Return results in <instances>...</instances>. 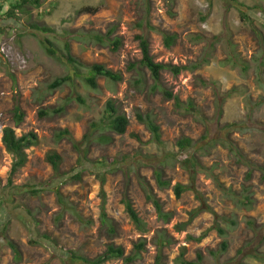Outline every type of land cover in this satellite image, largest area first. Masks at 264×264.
<instances>
[{"label":"rangeland","instance_id":"374dc122","mask_svg":"<svg viewBox=\"0 0 264 264\" xmlns=\"http://www.w3.org/2000/svg\"><path fill=\"white\" fill-rule=\"evenodd\" d=\"M238 1L252 8L257 4L264 7V0ZM15 3L16 0H0V264H69L70 251L94 259L110 243L123 247L125 255L130 256L140 241H145V249L132 264H156L157 240L162 230L167 231L173 242L163 249L161 264H180L178 258L182 252L187 261H196L201 254L202 264H264L262 172L253 169L252 179L247 182L250 167L239 164L226 145L230 139L248 160L264 166V82L259 83L256 64L263 46L250 24L242 21L234 3L230 0H42L40 7L27 5L22 12L16 11L17 18L8 19L7 14ZM86 7L99 11L80 13ZM251 14L264 36V12L255 10ZM147 23L158 31L149 30ZM36 24L55 32L32 29ZM112 26L117 29L111 38L121 37L123 41L119 51L113 52L109 43L102 45L86 39L89 32L105 35ZM67 31L74 33L67 36ZM162 33L176 37L172 47L165 46ZM142 34L149 38L156 62L192 66V69L177 76L170 71L162 72L161 83L155 88L150 72L138 64L142 52L136 36ZM45 38L60 51L69 40L79 61L86 66L105 65L120 73L123 80L112 83L100 78L98 89H92L74 77L51 90L53 82L73 72L70 66L45 52L41 44ZM234 57L239 59L238 65ZM134 63L136 69L131 70ZM194 65L198 67L195 69ZM242 65L248 69L244 71ZM261 78L264 80V73ZM165 92L173 97L167 98ZM78 96L84 104L77 100ZM111 100L129 118L127 132L103 133L112 138L111 142L99 140L101 131L94 133L95 141L90 145L87 160L80 164L81 153L68 137L58 139L57 135L68 130L72 138L81 142L91 123L104 117ZM16 105L24 113L19 125L14 113ZM60 108L63 112L55 113ZM43 110H48L49 115L42 117ZM138 110L150 113L160 126L161 145L137 121ZM234 123L240 128L228 131L227 126ZM6 128L14 129L17 136L33 132L38 137L37 144L26 151L28 162L14 175L11 174L13 156L2 141ZM182 138L193 142L184 152L178 147ZM50 151L62 156L60 178L46 162ZM134 154H138L137 159ZM191 156L205 168L198 172L196 188L221 217L217 223L226 231L225 237L213 229L215 218L209 212L200 213L181 227L200 206L194 192H184L178 198L173 190L178 183L190 184V172L182 162ZM122 157L129 158L127 163L104 169L108 172L102 187L90 165ZM145 157L154 159L157 163L153 166L164 170L170 188L158 187L154 169ZM77 167L80 169L76 171ZM80 171V180L72 179ZM139 176L150 183L164 210L172 213L169 223L159 220L154 206L146 199ZM212 176L218 177L227 191L220 189ZM55 185H59L65 208L52 189ZM246 186H251L254 201L251 208L239 205L232 194L240 195ZM102 189L106 194V213L117 229L113 239L101 223ZM125 193L144 222L145 230L138 229L129 217L122 203ZM78 216L88 223L79 221ZM250 220L255 226L249 225ZM224 240L228 250L219 253ZM12 245L19 250V256ZM214 252L217 256L212 255ZM105 264L124 263L122 259H112Z\"/></svg>","mask_w":264,"mask_h":264},{"label":"trees","instance_id":"16d2710c","mask_svg":"<svg viewBox=\"0 0 264 264\" xmlns=\"http://www.w3.org/2000/svg\"><path fill=\"white\" fill-rule=\"evenodd\" d=\"M231 2L234 3V6L237 8L239 11L240 17L243 22L246 24H250V27L252 31L255 33V36L260 40V43L263 46L262 53L260 57L257 59V71H258V79L259 83L262 84L264 80H262L261 76L264 73V36L262 32L259 30V28L255 25V21L252 18V12L255 10H259L260 12H264V7L261 4H257L254 6V8L246 5L245 3H241L238 0H230ZM42 3V0H16L15 4L11 5V9L9 10L7 16L8 19H14L17 18L16 16V11L22 12L27 5H32L35 7H40ZM0 7L2 5L0 4ZM149 8V4L147 5V9ZM99 11V8H92V7H86L80 10V13L82 12H87V13H97ZM171 11V10H170ZM206 20V18L204 19ZM142 27V23L140 25ZM264 26V24H263ZM146 27L149 30H154L158 31L157 28L152 26L151 24L147 23ZM32 29L37 30V31H42L43 33H53L55 32L53 29L47 27V26H39V25H32ZM117 27L112 26L108 32L103 35L99 32H89L87 34V40H91L96 42L97 44H102L104 45L105 43H109V47L113 52H117L121 49L123 46V41L121 37H114L111 38V36L115 33ZM80 31H76L75 33H78ZM74 32H69L67 31L65 35L70 36ZM164 36V41H165V46L167 48H170L174 45L176 37L174 35H169L167 33H162ZM73 37H78V36H73ZM136 39L139 41L140 49L142 52V59L138 63L142 68L147 69L150 74L152 79L154 80V87L157 88V86L161 83V75L162 72L164 71H170L174 76L179 75L181 72L190 70L192 69V66H178V65H173V64H164V63H159L156 62L154 57L151 54V46H150V41L149 38L146 35H138L136 36ZM41 44L45 52L53 58L59 59L62 62H64L67 66H70L72 68V75H68L66 77L57 79L53 84L50 85V89H57L64 85V83L70 82L73 80V78H79L82 79L87 86H89L92 89H98L99 84L98 80L100 78H104L107 81H110L112 83H119L123 80V77L120 73L115 72L109 68H107L105 65L102 64H94L91 66H86L83 62L79 61L72 53V45L70 41H65L63 49L60 51L57 46L48 38H45L41 40ZM231 59V58H229ZM235 65H238L239 59L234 57ZM198 66L194 65L193 68H197ZM244 71L248 69L246 65H242ZM131 70L136 69V63L132 64L130 66ZM264 84V83H263ZM165 95L167 98H172L173 94L170 92H165ZM77 100L84 104V100L82 97L78 96ZM63 112V108H60L59 110H55V113H61ZM15 119L17 125H19L23 119H24V113L22 112V109L19 107V105H16L15 110ZM48 110H43L40 112V115L42 117L48 116L49 115ZM136 118L137 121L144 125L152 134L153 140L161 145L163 143L162 141V132L160 126L156 123L154 117L150 113H142L141 111L136 112ZM130 121L127 115L122 112L116 105V102L114 100H111L107 103V106L105 107V114L104 117L100 121L92 122L90 125V130L89 132L85 135V137L82 139L81 142H77L74 138L71 137V134L68 130H64L60 132L57 135L58 139H62L65 137H68V139L72 142L74 148L81 153L80 156V164L82 160H87V154L90 148V145L92 142L95 141V138H93L94 133L101 131L99 140L103 142H111L112 138L109 137L108 135H105L103 133L105 132H112L118 135H124L127 132V129L129 127ZM229 128L228 131H236L239 129V125L234 123L230 124L227 126ZM230 133V132H229ZM203 140H207V138H204ZM3 144L9 154L13 156V166H12V172L11 174L14 175L19 169L23 168L26 163L28 162V154L27 150L31 148L32 146L36 145L38 142V137L35 133L31 132L26 135L22 136H17L16 132L12 128H6L3 132V138H2ZM227 148L229 151L236 157L237 162L239 164H246L250 168L249 172L246 175V180L247 182L251 181L252 179V173L253 169H258L259 171L262 172V181L264 182V166L258 165L256 163L251 162L246 158V156L242 153V151L238 148V146L231 141L230 139L227 140ZM193 146V142L189 138H182L178 141V147L181 152H184L191 148ZM138 158V154H134V159ZM46 162L50 164L52 167L55 175L57 178H60V170H61V164L63 162L62 156L57 153L56 151H50L46 155ZM128 157H122L121 160H111L110 162H107L106 160L102 161H96L92 165H90L93 169L96 170L98 178L101 180V185L104 187L106 179L105 176L107 174V169L110 166L112 168L116 167L117 164L121 163L124 165L128 161ZM147 160V164L151 165L154 169V176L156 179V183L159 188L161 189H167L171 187L170 181L164 179V170L161 169L159 166H153V164L157 163L154 159L151 158H144ZM184 166L189 170V180L190 184L188 185H183V184H176L173 187L175 195L180 198L181 195L184 192L187 191H192L195 193L196 199L200 202V206L198 209L194 210L191 215L190 219L186 224H182L181 227L184 228L187 224L192 222L197 215H199L202 212H209L211 213L214 218H215V226L213 229L217 230L220 236L225 237L226 236V231L218 225V220L221 219V217L208 205L207 201L203 197V195L197 190L196 188V181H197V175L198 172L204 171L205 168L202 167V164L194 157L191 156L189 158H186L182 162ZM90 164V163H89ZM145 164V165H147ZM147 165V166H148ZM80 167V166H79ZM79 167L76 168V171L80 169ZM81 171L76 172L73 176L72 179L80 180L81 178ZM216 185L220 189H223L227 191L219 182L218 177L212 176ZM140 180V185L142 189L145 192V196L148 202H150L157 213V216L159 220L163 221L164 223H169L172 219V213L166 212L164 210V205L162 201L157 197V195L154 193V190L152 186H150V183L146 181L145 178L142 176L138 177ZM59 185H55L52 187V189L56 192L59 198V203L65 208V200L63 199V196L60 194L59 191ZM229 191V190H228ZM34 194H38V191L33 190L32 191ZM102 199H103V207L101 211V223L104 231L110 235V237L113 239L117 235V229L115 222L109 218L108 214L106 213L105 210V198L106 194L104 189H102ZM234 196L237 198V203L239 205H242L243 207L251 208L253 204V199H252V191H251V186H246L243 188L242 193L240 195H236V193H232ZM122 203L125 206V209L133 221V223L136 225V227L140 230H145V224L142 221L140 215L136 211L134 204L129 197L127 193L124 194L122 198ZM60 219V217H59ZM79 221L82 223H88L84 221V219L80 216L77 217ZM255 223L250 220L249 225L250 226H255ZM180 227V226H178ZM163 234L159 237L158 236V249H159V254L157 257L156 264H161L162 263V251L164 248L167 246L171 245L173 242V238H171L166 230H162ZM167 234V235H166ZM207 235L203 234L200 238H198L199 241L203 239ZM45 238H48V236L44 235ZM49 239V238H48ZM12 248L14 252L16 253L17 256L20 255L19 250L16 248L15 245H12ZM145 249V241H140L135 245V252L134 254L130 256L125 255V250L121 246H116L114 243H110L107 245L106 251L97 256L94 259H89L88 257L79 255L77 252L70 251V257L68 258L69 264H105L108 261L112 259H117L123 260L124 264H132L136 258H138L139 254ZM228 250V243L227 241H223L221 244V249L219 253H225ZM185 252H182L180 254V257L178 258V263L180 264H202L203 257L201 254H198V258L196 261H187L185 260ZM213 256H217V254L214 252L212 253Z\"/></svg>","mask_w":264,"mask_h":264}]
</instances>
